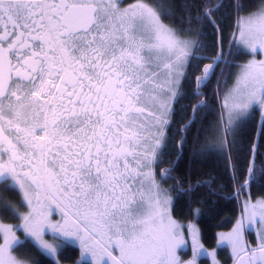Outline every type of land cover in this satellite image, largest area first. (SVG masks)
<instances>
[{"label": "snow or ice", "instance_id": "6c2138e0", "mask_svg": "<svg viewBox=\"0 0 264 264\" xmlns=\"http://www.w3.org/2000/svg\"><path fill=\"white\" fill-rule=\"evenodd\" d=\"M227 9L236 14L227 56L219 39L199 56L203 29L219 36ZM177 11L178 26L163 22L173 13L159 0H0V264H37L29 248L62 264L69 245L76 264H220L199 229L172 214L174 192L205 185L162 186L175 179L162 167L173 163L174 128L181 148L195 129L193 155L224 156L233 198L249 197L218 245L234 264H264V198L250 193L264 168L253 152L245 167L232 163L239 128L264 111V59H227L233 46L264 53V0H186ZM233 67L235 77L224 71ZM189 83L194 103L180 107Z\"/></svg>", "mask_w": 264, "mask_h": 264}, {"label": "trees", "instance_id": "16d2710c", "mask_svg": "<svg viewBox=\"0 0 264 264\" xmlns=\"http://www.w3.org/2000/svg\"><path fill=\"white\" fill-rule=\"evenodd\" d=\"M127 3H131L132 0H126ZM159 2L165 6H168L170 13H173L169 18L163 19L170 25H179L178 17L181 15L177 11V7L184 4L186 0H159ZM225 3L230 0H224ZM241 4L258 5L260 0H238ZM245 13H241L244 15ZM235 11L233 9H227L220 13V19L224 21L221 25L222 31L219 36L213 35V29L205 27L203 29L205 36L201 37L202 43L205 45V51L199 53V56H211L213 55L212 45L219 39L225 55L229 51V43L231 35L236 31L235 28ZM219 23V21H218ZM188 25L185 24V27ZM195 26V25H194ZM233 56H228L227 59L231 62L235 58L236 64H241L248 58L246 50L239 49V52L235 46L231 49ZM208 61H204L207 63ZM197 63H200L197 60ZM223 67V66H222ZM227 74L231 71L232 76L235 77L238 69L233 67L231 69L224 68ZM227 79V75L225 77ZM216 81L213 80L212 85L215 86ZM229 87L232 84V80H228ZM185 92L188 93V99L180 101V107H185L190 103H194L192 97V85L189 83L185 85ZM206 95L211 97L212 89L206 90ZM212 113H216L219 110V103L209 101ZM203 115V113H202ZM215 115L209 114V121L215 120ZM180 117H177L179 120ZM264 121L260 123V115L258 109L254 111L249 119L241 125L236 136L237 144L235 151L232 154V163L239 164L241 168L245 167L248 160L252 157L249 156L250 152L255 154V161L258 168H264ZM175 128L173 129V139L168 145L167 155L165 160H171L173 163L169 165L165 163L162 167H172L174 170L171 175L175 179H168L162 186L171 189L174 186L179 188H186L189 185H196L198 182L201 185L194 191H188L185 194L179 195L173 193L174 197H179L174 200L173 216L181 221H189L195 217V213L198 210L197 222L200 227L202 243L212 248L217 243V233L222 230H229L235 223L237 217L241 212V200L244 195H241L240 199L233 198L235 183L230 179L231 170L227 166V161L224 156L218 154H205L201 156L193 155V148L195 145L196 130L188 136L187 143L180 147V137L175 135ZM257 176H260V172L257 171ZM215 193V194H214ZM251 197H264V180H258L250 189ZM15 201V197H11ZM242 198V199H241ZM219 256L225 260L226 249L221 248ZM220 249V250H221ZM27 253L34 257L37 264H53L51 257H45L39 253L35 248H29ZM71 253V255H70ZM79 257V249L75 246L69 245L63 253V258L66 261L74 262ZM205 263H208L207 259H201ZM229 263V262H228ZM226 263V264H228ZM232 261L230 262V264Z\"/></svg>", "mask_w": 264, "mask_h": 264}, {"label": "rangeland", "instance_id": "374dc122", "mask_svg": "<svg viewBox=\"0 0 264 264\" xmlns=\"http://www.w3.org/2000/svg\"><path fill=\"white\" fill-rule=\"evenodd\" d=\"M164 23H166V22H164ZM167 24V23H166ZM244 50H246L247 52H248V50L246 49V48H243ZM251 59H256V60H262V59H264V53H258V54H255V55H249L248 56V58L244 61V62H242L241 64H243V63H246L247 61H249V60H251ZM238 71H239V69H238ZM237 71V72H238ZM236 75V74H235ZM258 109V111H259V115H260V123H262L263 121H264V111H262L261 109H259V108H257ZM252 113H254V112H252ZM251 113V114H252ZM249 197L248 196H245V197H243V200H246V199H248ZM252 198V201L253 202H255V200H257V199H260V198H264V197H256V198H253V197H251ZM242 199V198H241ZM173 214V213H172ZM240 216H241V212H240V214H239V216L237 217V219H236V221L240 218ZM174 217V216H173ZM197 217H198V211H196V213H195V217L193 218V219H191V220H189V221H181V220H179V221H181V222H183V223H185V224H194L198 229H199V231H200V227H199V224H198V222H197ZM175 218V217H174ZM177 219V218H176ZM236 221H235V223H236ZM7 222H9V223H15L16 221H14V220H9V221H7ZM235 223H234V225H235ZM234 225L229 229V230H222V231H219L218 233H217V241H218V235L220 234V233H228V232H230L231 230H232V228L234 227ZM17 235H20V233H17ZM200 235H201V232H200ZM244 237H245V240L247 241V242H249V243H255L256 241H257V239H258V237H257V226H255V225H253L252 227H251V229H249V230H246L245 231V234H244ZM185 238L186 239H189V236H188V233L187 232H185ZM201 242H202V240H201ZM206 247V246H205ZM207 249H209V251H211V250H215L216 251V259L220 262V264H226V263H228V262H231V261H233L234 260V256H233V254H232V251H231V248L230 247H228L227 245H218V243H216V245L214 246V247H212V248H208V247H206ZM221 248H224V249H226V252H224L226 255H225V260L223 261V259L219 256V251H222V249ZM221 249V250H220ZM181 256L182 257H184V258H188V257H191L192 256V252H191V248L190 247H188L186 250H184V251H182L181 253ZM70 255H71V253H70ZM80 255H79V257L74 261V262H71V261H66V260H64L63 258H61V262H62V264H76V262L77 261H80ZM201 259H207V261H208V263H205L204 261H202ZM81 264H83V262L81 261ZM199 264H211V260H210V258L209 257H200L199 258Z\"/></svg>", "mask_w": 264, "mask_h": 264}, {"label": "crops", "instance_id": "0c3cea01", "mask_svg": "<svg viewBox=\"0 0 264 264\" xmlns=\"http://www.w3.org/2000/svg\"><path fill=\"white\" fill-rule=\"evenodd\" d=\"M182 258L185 259V260L191 259V257H188V258L182 257ZM198 264H199V259H198ZM228 264H230V262Z\"/></svg>", "mask_w": 264, "mask_h": 264}, {"label": "flooded vegetation", "instance_id": "af4514ba", "mask_svg": "<svg viewBox=\"0 0 264 264\" xmlns=\"http://www.w3.org/2000/svg\"><path fill=\"white\" fill-rule=\"evenodd\" d=\"M57 219L59 218V217H56Z\"/></svg>", "mask_w": 264, "mask_h": 264}]
</instances>
